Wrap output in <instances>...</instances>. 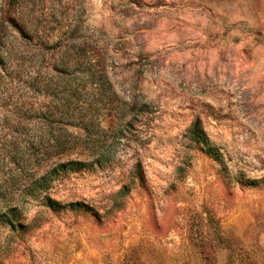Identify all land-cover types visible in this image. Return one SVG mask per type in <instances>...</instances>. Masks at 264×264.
I'll use <instances>...</instances> for the list:
<instances>
[{
	"label": "rangeland",
	"instance_id": "obj_1",
	"mask_svg": "<svg viewBox=\"0 0 264 264\" xmlns=\"http://www.w3.org/2000/svg\"><path fill=\"white\" fill-rule=\"evenodd\" d=\"M0 264H264V0H0Z\"/></svg>",
	"mask_w": 264,
	"mask_h": 264
}]
</instances>
